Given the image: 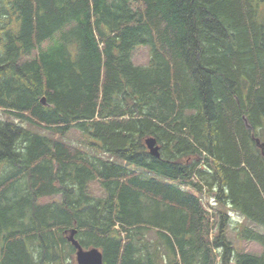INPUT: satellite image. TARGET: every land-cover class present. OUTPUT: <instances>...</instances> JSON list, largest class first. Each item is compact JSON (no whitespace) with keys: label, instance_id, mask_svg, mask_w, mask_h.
<instances>
[{"label":"trees","instance_id":"trees-1","mask_svg":"<svg viewBox=\"0 0 264 264\" xmlns=\"http://www.w3.org/2000/svg\"><path fill=\"white\" fill-rule=\"evenodd\" d=\"M257 140L264 0H0V264H264Z\"/></svg>","mask_w":264,"mask_h":264},{"label":"rangeland","instance_id":"rangeland-1","mask_svg":"<svg viewBox=\"0 0 264 264\" xmlns=\"http://www.w3.org/2000/svg\"><path fill=\"white\" fill-rule=\"evenodd\" d=\"M45 46H46V44L43 45V47H45ZM133 60H134L136 65H147L149 62V48H146V47L138 48L133 54ZM69 139L72 143H74L76 145L81 144L79 141V134L76 131L73 132L72 134H70ZM92 187H93L95 193H97L99 195L102 194V191H101V188H100L98 182H94L92 184ZM50 200L51 199H47V201H50ZM215 208H216V206L214 207V210H212V213L215 212ZM229 214H230L229 215L230 225L227 228L228 236H229V239L233 242V244L237 248V250L243 251V252H248V253H254V254H258V255L262 254L263 253V247L260 244H258L256 242L240 240L237 236V230L235 229L236 226H238L240 224H246V225L247 224L250 225V224L245 220V218L236 214L234 211H230ZM253 228L257 232H263L264 233V230L257 225H254ZM213 235H215V231H214ZM75 260H76V258H75Z\"/></svg>","mask_w":264,"mask_h":264},{"label":"water","instance_id":"water-1","mask_svg":"<svg viewBox=\"0 0 264 264\" xmlns=\"http://www.w3.org/2000/svg\"><path fill=\"white\" fill-rule=\"evenodd\" d=\"M45 104V100H43ZM147 147L150 151V154L155 157H159V147L156 146L154 139H148L146 141ZM258 146L263 151L264 155V143H261L257 140ZM76 231L73 230L68 237V241L76 249V261L77 264H103V255L98 249L84 250L79 242L75 238Z\"/></svg>","mask_w":264,"mask_h":264}]
</instances>
